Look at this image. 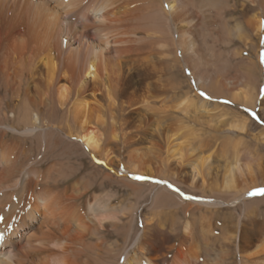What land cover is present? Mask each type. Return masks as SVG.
Segmentation results:
<instances>
[{"label":"bare ground","instance_id":"bare-ground-1","mask_svg":"<svg viewBox=\"0 0 264 264\" xmlns=\"http://www.w3.org/2000/svg\"><path fill=\"white\" fill-rule=\"evenodd\" d=\"M262 32L264 0H0V264H264V223L248 207L264 186V130L216 104L255 105ZM215 112L240 120L210 128L247 135L251 150L189 137L190 118ZM118 134L129 164L155 158L150 185L114 171ZM247 155L256 171L238 184ZM191 157L186 189L205 198L162 173ZM86 159L97 175H80ZM213 164L221 182L200 184ZM89 191L101 193L83 201Z\"/></svg>","mask_w":264,"mask_h":264},{"label":"rangeland","instance_id":"rangeland-1","mask_svg":"<svg viewBox=\"0 0 264 264\" xmlns=\"http://www.w3.org/2000/svg\"><path fill=\"white\" fill-rule=\"evenodd\" d=\"M250 35H251L250 38H251L252 42L253 41L256 42V39L253 37V33L250 34ZM258 43H259V48L257 49V51H258L257 52V62H258V66L260 68V77L258 79L259 82H258L257 87H256L255 95H256L257 101H256L255 105H253L252 107H248V109H246L245 106H243L242 104L238 103V105L236 104L235 108H232L230 103H225L224 99H221V98L217 99L218 101H216V104H218L219 106H222L224 108V111L228 110L230 112V110L234 109L237 112H239L240 114H238L237 116L243 118V121L245 122L244 125H246V126H250V125H255L256 126L257 125L260 129L264 130V118L260 114V109H261L262 101H263V97H264V32H262L259 35ZM231 49L232 50L240 49L241 51L246 50V51H244V55H241V56L243 57L244 60H246L248 62H250L254 58V54H250L248 52V46L247 45L246 46H241L240 43H236L235 46H231L230 47V50ZM232 63L234 65L237 64L233 60H232ZM254 73H256V72L254 71ZM187 74H188V72L184 73L183 75L187 79V82L189 83V86H190L189 88L192 90L191 94L193 95L194 93H196L198 91L194 87L193 83L188 81V75ZM198 98L202 99L203 96H199ZM208 100H206V101H208ZM209 101H211V100H209ZM219 110L220 109H218V111ZM212 114L216 115V117L213 118V122H210L208 125L206 123L208 122V120L210 118L209 119H193V118H190V121L184 124L187 127V129H188L187 134L189 135V137L193 136V135H197L198 138L201 139L200 141H204V142H207L209 144H211V142H213V145L216 146V147L215 146H213V147L216 148V149H219L220 143L223 140V138H228L229 137L230 139H232V141L234 143H240L241 147L243 145L246 148L248 147L251 150V148L253 147V144L251 143L250 138L247 137V135L246 136L245 135H239V133L234 131V130L231 131L230 134H228L229 132L217 133V132H214V130L210 128V125L215 124L214 121H217V120H219V121L221 120V121L225 122L227 125H229L233 121L232 118H231L232 116L238 118L235 113L234 114L229 113V115L226 118H222L221 116H218L216 114V112L212 113ZM8 117L11 118L10 116H8ZM104 126H106V125H104ZM104 126H101V128L102 129L105 128ZM116 133H118V131ZM122 141L123 140L121 139V136L118 134L117 135V140L115 141L114 145L109 146L107 148L110 151V153H111L110 156L112 157V159H114L115 161L116 160H120L119 166H117V167L114 166L113 167L114 171L115 172H120L122 174H126L128 176V179L130 181H133V182H136L135 181L136 177L138 175H140V176L144 177L143 181L141 182V183H143V186L146 185V184L148 185L149 181L147 180V178L148 177L151 178V176L146 175V173L149 174V170H154V168L157 166L155 164V158L151 154H146V155H144L142 157L140 156L142 158L141 161L144 162L142 167H140V166H138L136 164L135 165H133L131 163L129 164L127 162L128 158L125 155V153L122 154L123 147H124V143ZM217 144H219V145H217ZM256 155H257V152H256ZM258 155L261 156L262 152L258 151ZM160 157L162 159H164L166 156L164 155V153H162ZM194 158H195V156H194ZM194 158L193 157H191L189 159L187 158V160L185 158L183 163H181V166H183V167H180V169L178 171H177L176 168H177V165L180 162V160L177 161V160H170L169 159L170 161L168 162V164H166V167L162 168V173H163L164 176L167 177L166 181L168 183L172 184L174 182V184L178 187V189H180L181 192H183L184 194H186L188 196H193L194 195L195 197H198V198H205V196L202 195V192L200 190H192V191L189 192L188 189H186L187 187H189L191 185V176L189 175L191 167H188V162H190ZM240 159H241V161L239 162V165H238L237 169L235 171H233L232 174H234V178H235L236 181H238V184H241L242 182L245 183V184L246 183L248 184V182L250 181V179L252 177L248 174L247 168L249 167L251 170L252 169L255 170L256 169V167H255L256 163H255L253 158L249 159L248 155H247V158L246 157H241ZM247 159H249V160L247 161ZM221 163L222 162H219V165H222ZM82 164H83L82 165V169L83 170H81V172H82L80 174L81 176L86 175L87 173H90V174L93 173V174L97 175L98 172H96L93 169L96 166L92 163V161L86 159V160L82 161ZM254 164H255V166H254ZM91 165H93V167ZM97 167H99V164H98ZM145 167H148V168H145ZM137 168L142 170V172H139V173L136 172ZM100 169L103 172L108 173V171L106 169H104V168L103 169L100 168ZM246 170H247V172H246ZM255 173H257V172H255ZM255 173H253V176L257 177L259 175V173L258 174H255ZM223 176H224L223 175V169H218L213 164L210 167V170L204 169L200 173V178L198 179V181H200V184L203 181L205 183V185L213 183V182H216L218 184V183L221 182ZM155 178H157V177H155ZM158 179L162 180V178H158ZM177 180H179L180 182H183L185 187H183L181 184L177 183ZM112 186H113V189L116 190V186L115 185H112ZM253 191L255 192L256 200H259V201L254 203V204H248V207H249L251 212L255 213V217L258 218L259 221H262V223H264V200H263V198H264V186H260L258 188H255ZM92 193H93V191H89L84 196L83 201H86L88 198H94V196H96V197L98 196L99 197L101 192L100 191H94V193L93 194ZM205 193H207V192H205ZM124 199L129 200L128 197L127 198L125 197ZM120 200H122V199L121 198L120 199L117 198V202L115 200L114 203L117 204ZM131 202H132V200H131ZM149 202L150 201L146 202L145 204H142L141 207L139 208V212H137V214H138V218L137 219L138 220H137L136 228L141 225L140 224V222H141L140 218H141V215H142L141 211H142L143 207L148 206ZM223 212H224V214H227L228 217L231 216V217L235 218V216H234L235 213L234 212L233 213L232 212H230V213L227 212L226 213V211H224V210H223ZM146 213L147 212H145V214ZM219 223L221 224L220 221H218V224ZM115 240H116L115 237L113 239H111V241H115ZM237 260H238V256L235 258V263H236Z\"/></svg>","mask_w":264,"mask_h":264},{"label":"snow or ice","instance_id":"snow-or-ice-1","mask_svg":"<svg viewBox=\"0 0 264 264\" xmlns=\"http://www.w3.org/2000/svg\"><path fill=\"white\" fill-rule=\"evenodd\" d=\"M201 96L205 95L203 92L200 93ZM136 179H144V177H136ZM160 183H163L162 181H160ZM169 187H171V185H169Z\"/></svg>","mask_w":264,"mask_h":264}]
</instances>
